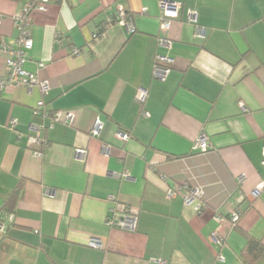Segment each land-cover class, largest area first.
Wrapping results in <instances>:
<instances>
[{
  "label": "crops",
  "instance_id": "crops-1",
  "mask_svg": "<svg viewBox=\"0 0 264 264\" xmlns=\"http://www.w3.org/2000/svg\"><path fill=\"white\" fill-rule=\"evenodd\" d=\"M27 1L0 0V42L17 37L13 17ZM167 1L180 9L164 32L159 0H45L31 11L24 69L49 89H0V264H264L241 255L247 236L264 245V190L251 195L264 178V0ZM117 5L134 32L102 30ZM157 54L172 58L164 80L152 75ZM5 60L0 50V75ZM57 110L71 122L50 127ZM97 117L103 128L92 136ZM28 135L39 142L27 147ZM200 135L205 151L193 148ZM183 184L204 189L200 213L167 198ZM15 192L9 222L2 206ZM112 208L136 213V230L109 227Z\"/></svg>",
  "mask_w": 264,
  "mask_h": 264
},
{
  "label": "built area",
  "instance_id": "built-area-1",
  "mask_svg": "<svg viewBox=\"0 0 264 264\" xmlns=\"http://www.w3.org/2000/svg\"><path fill=\"white\" fill-rule=\"evenodd\" d=\"M45 0H28L23 5L20 12H18L14 17V25L17 29L18 35L12 41H1L0 42V50L6 55L5 66L6 73L5 75H0V89L4 88L6 85H24L27 88L31 89L34 86L38 87L39 91L44 94L49 89V84L46 81L39 80L35 73L29 72L24 69V64L27 61V56L29 50L32 48V34L30 31L31 27V16L30 13L33 9L44 10L46 5L44 3ZM158 5L161 9V14L159 17L160 21V30L162 32L169 29L171 20L178 16V12L180 9V5L177 2L167 1V0H159ZM2 16L0 15V20ZM187 20L190 22L195 21V11L188 10L187 12ZM113 24H121L124 25L128 32H134V26L131 18L127 15L125 10L117 5L113 12L108 13L102 24V28L106 29ZM97 37V33L93 35V38ZM57 41L59 40V36H56ZM158 45L161 47L169 48L171 46V41L166 37L158 38ZM78 49H72V55L79 54ZM172 62V58L167 54H157L152 75L155 79L164 80L170 71V63ZM44 62H38L37 68H42L44 66ZM148 92L147 89L143 86H139L135 93V100L143 105L146 101ZM43 102L39 100L34 109V113L38 114L42 110ZM240 107L242 110H246L244 104L240 102ZM142 115L144 117H148L149 113L146 110L142 111ZM73 114L70 111L57 110L52 113L51 121L49 126L52 127L54 123L60 122L63 124H69L72 120ZM16 121L14 119H10V126L14 128ZM103 128V122L97 117L93 123L91 128V135L98 136L101 129ZM117 136L121 140H126L128 135L126 133H117ZM20 137V135H19ZM39 142L38 135H28L26 140L27 147H31L33 144ZM193 148L198 149L200 151H205L208 148L207 139L204 135H200ZM40 153L39 151H35ZM81 156L85 154L84 150H80ZM261 164L264 168V146L262 147V159ZM124 177H128L129 173L124 172ZM264 190V178L259 181L251 195L253 197H257ZM177 195H180L183 198V202L187 206H192L197 213H200L204 206L203 195L204 189L201 186H192L189 184H183L180 187L169 188L166 192L167 198H173ZM110 199L114 200L115 197L113 195L109 196ZM240 216V212L238 210L230 211L228 218L232 223H235ZM13 214L8 213L7 220L9 222L12 221ZM217 220H220V216H216ZM138 215L134 212H130L127 210H117L115 208L111 209L110 214L106 219V224L111 228H119L129 231H135L137 228ZM5 224L0 220V233L5 231ZM87 245L92 248H101L102 244L99 239L92 238L88 241ZM218 259H222L221 256H217ZM159 264H165L164 260H156Z\"/></svg>",
  "mask_w": 264,
  "mask_h": 264
},
{
  "label": "trees",
  "instance_id": "trees-1",
  "mask_svg": "<svg viewBox=\"0 0 264 264\" xmlns=\"http://www.w3.org/2000/svg\"><path fill=\"white\" fill-rule=\"evenodd\" d=\"M103 30V28H102ZM98 35V33H97ZM18 197V192L11 194L3 203L2 210L11 213ZM247 236V235H246ZM245 260L253 261L257 257H264V245L250 236H247V243L241 253Z\"/></svg>",
  "mask_w": 264,
  "mask_h": 264
}]
</instances>
